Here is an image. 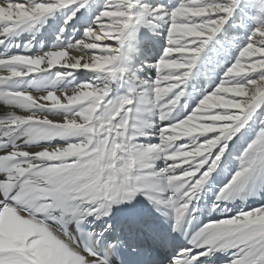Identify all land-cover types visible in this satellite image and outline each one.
<instances>
[{"label": "snow or ice", "instance_id": "6c2138e0", "mask_svg": "<svg viewBox=\"0 0 264 264\" xmlns=\"http://www.w3.org/2000/svg\"><path fill=\"white\" fill-rule=\"evenodd\" d=\"M0 104V264H264V0H0Z\"/></svg>", "mask_w": 264, "mask_h": 264}, {"label": "bare ground", "instance_id": "6f19581e", "mask_svg": "<svg viewBox=\"0 0 264 264\" xmlns=\"http://www.w3.org/2000/svg\"><path fill=\"white\" fill-rule=\"evenodd\" d=\"M149 75H153V73H149ZM33 94L34 95H38V94H41V93H36V92H33ZM59 94V93H58ZM3 105L2 104H0V111H2L3 110Z\"/></svg>", "mask_w": 264, "mask_h": 264}]
</instances>
